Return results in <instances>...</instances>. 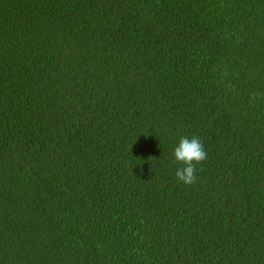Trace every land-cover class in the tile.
I'll list each match as a JSON object with an SVG mask.
<instances>
[{
	"label": "trees",
	"instance_id": "16d2710c",
	"mask_svg": "<svg viewBox=\"0 0 264 264\" xmlns=\"http://www.w3.org/2000/svg\"><path fill=\"white\" fill-rule=\"evenodd\" d=\"M0 264H264V0H0Z\"/></svg>",
	"mask_w": 264,
	"mask_h": 264
},
{
	"label": "clouds",
	"instance_id": "9594fccd",
	"mask_svg": "<svg viewBox=\"0 0 264 264\" xmlns=\"http://www.w3.org/2000/svg\"><path fill=\"white\" fill-rule=\"evenodd\" d=\"M174 157L176 162L183 165L175 172L177 181L185 186L197 183V165L208 158L203 141L198 136L181 137L178 146L174 149Z\"/></svg>",
	"mask_w": 264,
	"mask_h": 264
}]
</instances>
